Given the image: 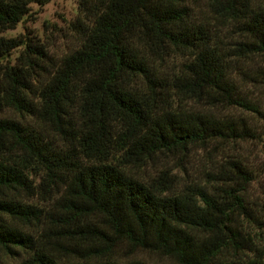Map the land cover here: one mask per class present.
<instances>
[{
	"label": "trees",
	"instance_id": "trees-1",
	"mask_svg": "<svg viewBox=\"0 0 264 264\" xmlns=\"http://www.w3.org/2000/svg\"><path fill=\"white\" fill-rule=\"evenodd\" d=\"M49 2L0 0V262L264 264V0H77L57 59Z\"/></svg>",
	"mask_w": 264,
	"mask_h": 264
},
{
	"label": "rangeland",
	"instance_id": "rangeland-1",
	"mask_svg": "<svg viewBox=\"0 0 264 264\" xmlns=\"http://www.w3.org/2000/svg\"><path fill=\"white\" fill-rule=\"evenodd\" d=\"M31 16L26 17L20 24L14 29L5 33L6 36L15 37L20 34L28 35L30 37L35 36L38 40L44 43L49 48V53L53 59H57L79 45L76 32L71 28V23L77 18V0H50L49 3L43 7L32 5ZM17 55L14 52L13 57ZM261 89V95L264 97V89ZM254 92H258L254 89ZM259 93V92H258ZM12 115L8 110L0 112V115ZM246 150L252 152V155L257 152L258 147L255 143L245 145ZM213 154L206 149L194 148L190 154V157L182 160L177 156H163L159 158L150 166V172L153 174L160 168L172 169L173 172L176 169H182L180 163L185 164L187 172L191 175V178L205 179V172L210 171L213 168L210 155ZM234 154V153H231ZM251 155V156H252ZM264 160V157H262ZM254 164H261L260 159L253 158ZM254 192L264 191V174L258 179L253 187ZM138 257L146 259L155 264H171L167 260L160 259L156 255L148 253H139ZM11 262H3L0 264H8Z\"/></svg>",
	"mask_w": 264,
	"mask_h": 264
}]
</instances>
